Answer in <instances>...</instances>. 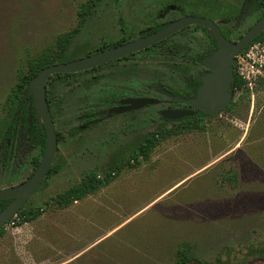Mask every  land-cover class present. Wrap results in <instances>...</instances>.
Here are the masks:
<instances>
[{
	"label": "rangeland",
	"instance_id": "1",
	"mask_svg": "<svg viewBox=\"0 0 264 264\" xmlns=\"http://www.w3.org/2000/svg\"><path fill=\"white\" fill-rule=\"evenodd\" d=\"M89 1L0 0V116L28 63L62 52L64 39L65 54L81 58L122 37H137L159 22L157 11L166 6L217 26L225 17V8H216L214 0H94L95 10L81 17ZM119 19L125 23L122 32ZM192 39L196 52L209 49L200 32ZM167 43L191 46V27ZM252 43L264 48V35ZM247 64L233 65L239 78ZM187 70L151 49L69 78L49 77L57 135L51 167L57 170L21 208L38 215L22 221L16 213L1 227L0 264H177L182 243L194 256L187 264H264V59L252 86L240 78L230 107L193 121L191 129L184 121L159 118L160 110L177 104L152 86L159 81L180 86L179 71ZM113 93H142L159 104L108 115ZM86 114L96 116L93 125L69 133ZM155 131L167 135L147 159L131 161L108 184L67 208L55 205L57 194L89 172L102 178ZM30 157L40 160L39 149ZM33 171L27 164L11 183L8 173L1 174L0 189Z\"/></svg>",
	"mask_w": 264,
	"mask_h": 264
},
{
	"label": "water",
	"instance_id": "2",
	"mask_svg": "<svg viewBox=\"0 0 264 264\" xmlns=\"http://www.w3.org/2000/svg\"><path fill=\"white\" fill-rule=\"evenodd\" d=\"M189 25H199L206 28L207 33L214 37L217 49L202 59L209 72L202 76L195 97L188 103L207 116L216 115L228 106L232 98L231 83L234 80L235 55L264 31V15L237 42L227 41L210 20L183 17L149 35L69 62L56 63L42 68L30 80L22 95L21 103L26 102L30 95L32 96L36 118L46 135L45 150L37 169L28 179L17 185L0 189V201L11 199V202L0 211V228L15 216L34 194L45 179L56 154L57 137L46 99L48 78L55 74L80 73L137 53ZM125 103L129 104L127 110H137L147 105L156 104L157 101L150 98H139L126 100ZM30 109L31 104L29 105ZM111 112H115V110H111ZM161 115L164 119L175 120L192 115V113L190 111L167 110L162 111Z\"/></svg>",
	"mask_w": 264,
	"mask_h": 264
},
{
	"label": "trees",
	"instance_id": "3",
	"mask_svg": "<svg viewBox=\"0 0 264 264\" xmlns=\"http://www.w3.org/2000/svg\"><path fill=\"white\" fill-rule=\"evenodd\" d=\"M95 4L94 0H90L89 3L85 4L80 10L81 17H87L90 15L95 8H92ZM159 27H152L148 30L141 32V35L148 34ZM264 34L256 37L252 42L260 40ZM214 47L216 44L212 39ZM251 42V43H252ZM120 43H110L104 45L93 52L101 51L107 49L110 46L119 45ZM68 42L66 39L61 44L60 51L54 54H49L41 56L30 61L27 65V69L18 79V82L6 96L5 101L2 105V114L0 116V175L5 171L8 172L7 182H16L19 180V174L24 168V165L29 163L33 166L34 170L38 167L40 160L35 157H30L33 150L39 149V153L42 157L45 146H46V135L44 130L40 127L39 122L36 118V113L34 106L32 104V96L28 97L27 102L21 103V98L26 90L30 80L38 73L39 70L47 66L64 63L72 61L78 58V55H66L68 50ZM245 47L242 52L246 49ZM241 52V53H242ZM85 55L88 52H84ZM82 53V55H84ZM76 57V58H75ZM75 74H55L57 77H70ZM49 79V78H48ZM199 80L196 82V86L199 84ZM242 80L234 73V80L231 83V94L233 97V88H241ZM46 99L48 106L50 105L49 92L46 87ZM232 100V99H231ZM31 104V109L29 110V105ZM231 103L226 107L229 108ZM185 127L187 129L193 128V122L191 118L184 119ZM191 122V123H190ZM77 129L70 131V133H75ZM165 133H158L157 131L147 134L143 137L142 141L136 146V152L132 153L126 160L114 161L109 172L102 178H99L97 174L89 172L84 175L76 184L65 189L61 193L57 194L54 198V203L57 207L64 209L70 206L74 201H78L88 195L94 194L101 186L106 185L110 182L112 176L120 172L127 164L133 162V164H138L139 159H147L150 151L157 147L160 141L166 137ZM23 159H28L26 164H24ZM56 168L51 167L47 173L46 177H50L56 173ZM6 174V173H5ZM1 182V181H0ZM7 200L0 201V210L4 209ZM17 215L20 216L22 221L33 219L38 215L37 211H23L19 210ZM1 233V228H0ZM192 259H194L192 250L190 251L187 244H180L177 251V264H187Z\"/></svg>",
	"mask_w": 264,
	"mask_h": 264
},
{
	"label": "flooded vegetation",
	"instance_id": "4",
	"mask_svg": "<svg viewBox=\"0 0 264 264\" xmlns=\"http://www.w3.org/2000/svg\"><path fill=\"white\" fill-rule=\"evenodd\" d=\"M214 1L217 4L216 8H225L224 9L225 17L221 18L218 26L214 22L213 23L218 28L220 34L229 42H237L264 15V0H214ZM176 10L177 9L175 6H166L165 8L158 10L157 16L159 18V22L155 25L148 27L145 30H148L149 28L156 27V26L159 28H157L156 30H154L148 34L141 35V32L145 31V30H143L135 38L122 37L121 40H119L117 42H119L120 44H123V43H126L128 41L135 40L137 38L149 35V34L154 33L156 31L160 30L161 28L165 27L166 25H168V24H170V23H172L178 19H181L183 17H196L193 15H191V16H185L182 14L177 15V13L175 12ZM196 18L206 19L203 17H196ZM250 19L252 21L247 23L248 20H250ZM207 20H209V19H207ZM118 24L120 26L119 29L122 32V30L124 29L125 23L123 20L119 19ZM190 27H191V46H188V45L187 46H181L180 43L173 44V45L167 43V41L170 38L174 37L175 35L183 32L184 30H186ZM196 31L200 32L201 35L207 40L208 45H209L208 50H206V51L203 50L202 52L198 53L195 50V46L194 47L192 46V44H194L192 37H194ZM262 34H264V31L261 34H259L258 36H260ZM212 39L214 40V43L216 44L215 47H214V44L212 42ZM254 39H252L248 45H250ZM117 42H114V43H117ZM114 43H112V44H114ZM115 46H117V45H115ZM115 46H110L107 49H109L111 47H115ZM151 49L158 50L161 54L172 57L176 64L178 63L179 65L189 67V70H187V71H179V72L183 73L181 75L178 74V76H177L180 79V82H179V84L181 83L180 86H178V85L167 86L162 81L157 82L156 83L157 85L152 84L154 91H156V93H158L160 96H165L166 98H168V100L170 102L177 104L176 107H166L165 109L160 110L158 112L159 118L164 119L161 115V112L167 111V110L190 111L192 113V115L183 116V117L175 119V120L164 119L165 121H168V122L184 121L185 118H191V122H193L199 118L206 117L207 115H205L202 111L191 106V104H189L188 101H190L191 99H193L195 97L197 88L201 84L202 76L209 72V70L203 64L202 59L204 57L210 55L211 53H213L217 49V43H216L214 37L209 35L207 33V29L202 27V26L189 25V26H186V27L180 29L179 31L172 34L168 38L160 41L159 43H156V44H154V45H152L146 49H143L137 53H146V52L150 51ZM96 52H99V51H96ZM96 52H91V53H88L86 55H90V54H93ZM241 52H242V50L235 55V59L237 58V56ZM137 53H134V54H137ZM134 54L125 56V57L120 58L118 60L109 62L107 64L117 63L119 61H125L128 58H130V56H132ZM107 64H103L101 66H98V67H95L93 69L83 71V72L94 71L97 68L102 67V66L107 65ZM175 69H180V68H175ZM170 71L172 73L176 72L173 69H171ZM83 72H80V73H83ZM76 74H78V73H75V75ZM66 78H69V77H66ZM197 80H199L200 82L196 86L195 84H196ZM139 98H141V99L142 98L154 99L157 101V103L153 104V105L159 104V100L157 97L156 98L149 97V96L142 94V93H139V94L134 95V96L131 94H126V93L121 94V95H117V94L113 93V94H109V98L107 100V105L109 103L108 108L106 109L107 114L108 115L131 114L133 112L140 111L146 107L153 106V105H147V106L142 107V108L137 109V110H127V108L129 107V104L125 103V101L129 100V99H139ZM111 110H115V112H111ZM94 121H96V116H94L93 114H86L82 118L81 126L79 128H75V129H77L76 131H78L80 129L90 128L93 125ZM56 137H57V135H56ZM41 159H42V157H41ZM41 159H40V161H41ZM23 160H25L24 164H26L28 159H23ZM27 164H29V163H27ZM26 165H24V167ZM5 173H8V172L5 171L4 173H2V175H4ZM21 182H23V181H20L19 183H21ZM19 183H17V184H19ZM17 184H15V185H17ZM11 186H13V185H11ZM8 187H10V186H8ZM5 188H7V187H5ZM10 202H11V199L7 200L6 206ZM1 210H3V209H1Z\"/></svg>",
	"mask_w": 264,
	"mask_h": 264
},
{
	"label": "built area",
	"instance_id": "5",
	"mask_svg": "<svg viewBox=\"0 0 264 264\" xmlns=\"http://www.w3.org/2000/svg\"><path fill=\"white\" fill-rule=\"evenodd\" d=\"M264 59V48L260 46V43H251L247 46L244 52L240 53L235 59L236 64L242 61H248L244 70H240V78L247 85L255 83L258 76L261 74L262 62ZM13 224V222H11Z\"/></svg>",
	"mask_w": 264,
	"mask_h": 264
}]
</instances>
